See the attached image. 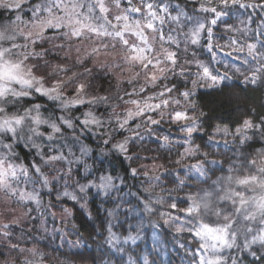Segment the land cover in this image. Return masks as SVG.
<instances>
[{"label":"clouds","instance_id":"clouds-1","mask_svg":"<svg viewBox=\"0 0 264 264\" xmlns=\"http://www.w3.org/2000/svg\"><path fill=\"white\" fill-rule=\"evenodd\" d=\"M0 264H264V0H0Z\"/></svg>","mask_w":264,"mask_h":264}]
</instances>
